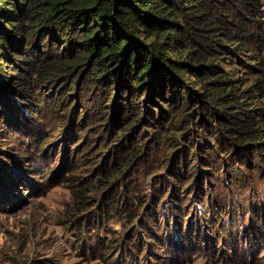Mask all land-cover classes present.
Segmentation results:
<instances>
[{"label":"rangeland","instance_id":"374dc122","mask_svg":"<svg viewBox=\"0 0 264 264\" xmlns=\"http://www.w3.org/2000/svg\"><path fill=\"white\" fill-rule=\"evenodd\" d=\"M32 52L24 96L0 91V184L16 181L0 191V264H264L261 163L223 168L201 140L190 163L195 140L167 151L155 142L158 105L87 74L67 99L77 77L41 80ZM105 100V126L90 128ZM135 101L139 114L120 135Z\"/></svg>","mask_w":264,"mask_h":264},{"label":"trees","instance_id":"16d2710c","mask_svg":"<svg viewBox=\"0 0 264 264\" xmlns=\"http://www.w3.org/2000/svg\"><path fill=\"white\" fill-rule=\"evenodd\" d=\"M33 47L41 80L77 77L67 99L77 98L87 74L89 84L126 85L128 97L158 105L155 142L166 151L195 140L184 150L190 163L203 142L223 168L240 169L245 157L264 166V0H0V91L24 96L22 64L33 61ZM138 101L120 135L137 118ZM102 108L90 128L105 126L107 100ZM14 182L5 177L0 191Z\"/></svg>","mask_w":264,"mask_h":264}]
</instances>
